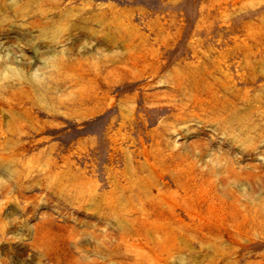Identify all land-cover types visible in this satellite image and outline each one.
<instances>
[{"label": "rangeland", "instance_id": "rangeland-1", "mask_svg": "<svg viewBox=\"0 0 264 264\" xmlns=\"http://www.w3.org/2000/svg\"><path fill=\"white\" fill-rule=\"evenodd\" d=\"M0 264H264V0H0Z\"/></svg>", "mask_w": 264, "mask_h": 264}]
</instances>
